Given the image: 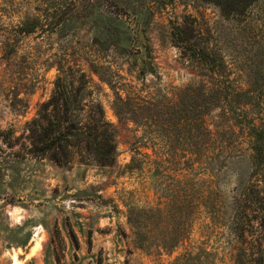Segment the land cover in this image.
<instances>
[{
	"label": "rangeland",
	"instance_id": "obj_1",
	"mask_svg": "<svg viewBox=\"0 0 264 264\" xmlns=\"http://www.w3.org/2000/svg\"><path fill=\"white\" fill-rule=\"evenodd\" d=\"M186 20L185 54L174 33ZM82 74L115 128L112 165L63 166L26 146L58 77ZM216 94L231 105L205 116L211 132L178 126ZM254 118L264 0L230 15L211 0H0V264L14 252L20 264H264ZM201 143L204 164L187 162Z\"/></svg>",
	"mask_w": 264,
	"mask_h": 264
},
{
	"label": "trees",
	"instance_id": "obj_2",
	"mask_svg": "<svg viewBox=\"0 0 264 264\" xmlns=\"http://www.w3.org/2000/svg\"><path fill=\"white\" fill-rule=\"evenodd\" d=\"M217 4L223 13L244 14L246 9L256 0H211ZM190 21L186 20L183 27H178L174 33L176 43L183 47L186 54L191 50V40L196 37L191 28ZM37 24L25 22L20 28L22 34H31L36 30ZM190 59L199 65H209L206 57H196L190 54ZM211 62L214 60H210ZM210 72L219 76L222 69L217 65L207 66ZM78 83V84H77ZM77 84V85H76ZM93 90L90 81L81 75L75 81L68 80L60 75L56 81L55 92L49 100L37 110L36 116L28 123L26 145L28 152L35 157L49 158L57 164L71 166L74 163L96 165H112L116 161L117 145L115 128L106 119L104 108L98 98L92 97ZM124 104L127 99L118 98ZM231 100L220 95L203 98L194 114L187 110L178 115V126L186 128L192 124L201 132L210 130L205 116L220 107L229 110ZM254 101V100H252ZM118 115L124 116L125 110L119 109ZM258 119V124L255 122ZM252 125L251 131L255 136L253 147L254 176L264 173V119L254 118L248 121ZM211 132V131H210ZM206 144H198L197 148L190 146L186 152L189 154L187 162L203 165L205 154L209 148Z\"/></svg>",
	"mask_w": 264,
	"mask_h": 264
},
{
	"label": "bare ground",
	"instance_id": "obj_3",
	"mask_svg": "<svg viewBox=\"0 0 264 264\" xmlns=\"http://www.w3.org/2000/svg\"><path fill=\"white\" fill-rule=\"evenodd\" d=\"M36 245L40 246V245H39V241L37 242ZM11 256H12V259L14 260L15 264H20V263L18 262V254H17V252H14Z\"/></svg>",
	"mask_w": 264,
	"mask_h": 264
}]
</instances>
